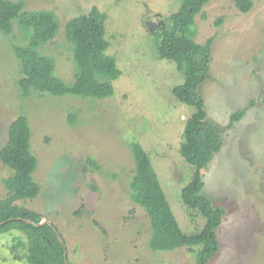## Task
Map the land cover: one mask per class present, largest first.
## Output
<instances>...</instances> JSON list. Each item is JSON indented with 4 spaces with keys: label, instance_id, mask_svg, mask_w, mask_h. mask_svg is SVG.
<instances>
[{
    "label": "rangeland",
    "instance_id": "374dc122",
    "mask_svg": "<svg viewBox=\"0 0 264 264\" xmlns=\"http://www.w3.org/2000/svg\"><path fill=\"white\" fill-rule=\"evenodd\" d=\"M24 1L27 9H50L60 20L55 38L41 47L54 58L57 77L71 83L76 74L67 22L94 6L108 14L107 53L116 57L122 74L105 98L37 90L24 96L13 45L26 44L27 33L16 24L13 35L0 31V148L11 122L24 115L37 158L31 178L36 193L15 203L51 220L65 241L69 264H197L196 253L186 247H150L151 220L130 187L137 143L150 155L182 229L203 228L206 219L182 200L195 167L182 155L181 144L195 108L173 94L184 75L173 61L159 58L150 31L159 21L170 23L181 0ZM253 1L244 13L232 0H211L193 28L196 42L214 38L200 91L208 118L226 127L221 150L203 170L202 192L226 209L211 264H264V0ZM247 106L227 127L231 115ZM11 173L0 160L2 199L8 194L3 179ZM26 255L23 232L0 234V264H26Z\"/></svg>",
    "mask_w": 264,
    "mask_h": 264
},
{
    "label": "trees",
    "instance_id": "16d2710c",
    "mask_svg": "<svg viewBox=\"0 0 264 264\" xmlns=\"http://www.w3.org/2000/svg\"><path fill=\"white\" fill-rule=\"evenodd\" d=\"M211 0H181L170 23L151 29L160 59L173 61L184 75V82L172 89L175 97L195 108L184 129L181 153L195 167L191 181L182 188V200L190 210L198 211L206 222L196 233H186L178 221L157 174L150 155L139 144L133 146L136 169L130 187L132 198L148 213L152 234L150 247L154 251H168L186 247L195 252L197 264H211L220 249L218 230L226 209L215 205L205 195L203 170L206 169L223 145L222 127L208 118L201 84L208 78L214 38L205 43L194 38L195 18ZM244 13L249 12L253 0H232ZM223 16L215 23L220 25ZM108 14L94 6L91 11L71 18L65 27L72 43L76 74L66 83L55 75V60L41 51V47L55 38L60 20L50 9H27L24 0H0V31L13 35L15 24L27 33L26 44L16 43L13 51L20 61L22 76L17 83L22 95L33 90L52 95H77L105 98L114 93L113 80L122 70L114 55L108 54L110 40L106 37ZM250 100V106L254 104ZM244 107L231 115L230 127L247 112ZM75 114L71 113L73 122ZM0 160L12 173L3 179L8 190L0 198V222L13 217L29 218L39 222L42 213L26 209L15 202L31 198L36 184L31 180L37 167V158L31 151V126L26 116L15 118L8 130V139L0 148ZM96 165V164H95ZM54 225V224H53ZM18 230L27 237L26 264H65L64 246L52 225L35 226L23 219H12L0 226V234Z\"/></svg>",
    "mask_w": 264,
    "mask_h": 264
},
{
    "label": "water",
    "instance_id": "95a60500",
    "mask_svg": "<svg viewBox=\"0 0 264 264\" xmlns=\"http://www.w3.org/2000/svg\"><path fill=\"white\" fill-rule=\"evenodd\" d=\"M162 22H163V21H162ZM162 22L159 23V25H161V24L164 25V22H163V23H162ZM150 26H152V25L150 24ZM14 218H15V219H23V220H25V221H27V222H29V223L34 224L35 226H41V225H43V224H45V223H48V224L52 225V227L54 228V230H55L56 233L58 234V236H59L61 242L63 243V246H64L65 264H69V261H68V254H67V250H66V244H65V241H64L63 237L61 236V234H60V233L58 232V230L56 229V227L53 225V223L51 222L50 219L43 217L41 221L36 222V221H33L32 219H29V218L13 217V218H9V219H7L6 221H2V222H0V226L3 225L5 222L10 221V220H12V219H14Z\"/></svg>",
    "mask_w": 264,
    "mask_h": 264
},
{
    "label": "flooded vegetation",
    "instance_id": "af4514ba",
    "mask_svg": "<svg viewBox=\"0 0 264 264\" xmlns=\"http://www.w3.org/2000/svg\"><path fill=\"white\" fill-rule=\"evenodd\" d=\"M162 21H159L157 24H159V23H161ZM163 23V22H162ZM156 24V25H157ZM151 25H153V23H151ZM163 25V24H162ZM161 25H157L156 27L158 28V27H160Z\"/></svg>",
    "mask_w": 264,
    "mask_h": 264
}]
</instances>
